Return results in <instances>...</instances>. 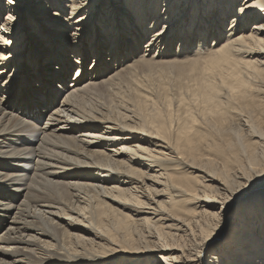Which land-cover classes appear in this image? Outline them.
Returning a JSON list of instances; mask_svg holds the SVG:
<instances>
[{"label":"bare ground","instance_id":"1","mask_svg":"<svg viewBox=\"0 0 264 264\" xmlns=\"http://www.w3.org/2000/svg\"><path fill=\"white\" fill-rule=\"evenodd\" d=\"M0 25V264H264L260 0H0ZM191 135L224 176L184 175Z\"/></svg>","mask_w":264,"mask_h":264},{"label":"rangeland","instance_id":"2","mask_svg":"<svg viewBox=\"0 0 264 264\" xmlns=\"http://www.w3.org/2000/svg\"><path fill=\"white\" fill-rule=\"evenodd\" d=\"M166 103H169L167 99ZM139 110L147 120L145 122V125L147 127L151 128L153 131H156L158 130V124L161 123L162 129H160V131H162L166 136H171L170 121L174 120V118H182L184 116V114L180 110L176 109L175 107L165 106V104L160 101L149 103L146 107H141ZM208 139L212 138H206V136L198 137L191 135L189 137V140L185 142L186 145L184 144L183 153L185 154L186 159L184 160L185 164H183L181 167V170L183 171L185 176L198 174V172L194 171L191 166H196L204 172L217 174L218 176H224V164L222 157L219 154L218 147L212 140ZM211 194L212 193H207V196H210ZM194 205V202H192L188 204L186 208L189 209L191 207H194ZM247 209L248 204L243 203L238 208L234 209L233 213L237 214L241 210L245 211ZM95 214L96 215L93 217V223L97 225L101 231H103L106 235L108 234L112 239L116 241H124V231L120 228L119 225L115 224L116 221L114 220V218L116 217L112 216L113 212L109 208L97 207ZM232 227L229 228L228 231H226L225 237L230 238L232 236L233 232L236 229ZM211 228L213 229L212 225L204 227V229L207 231L212 230ZM64 242L69 248H71V246H73L74 244V240L71 238H65ZM217 249H219L221 253L225 251V245H223V242Z\"/></svg>","mask_w":264,"mask_h":264},{"label":"snow or ice","instance_id":"3","mask_svg":"<svg viewBox=\"0 0 264 264\" xmlns=\"http://www.w3.org/2000/svg\"><path fill=\"white\" fill-rule=\"evenodd\" d=\"M260 5H261L262 7H264V0H260ZM8 19H9V20H12L13 18H12V17H9ZM0 27H2V25H0Z\"/></svg>","mask_w":264,"mask_h":264}]
</instances>
